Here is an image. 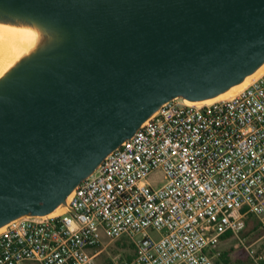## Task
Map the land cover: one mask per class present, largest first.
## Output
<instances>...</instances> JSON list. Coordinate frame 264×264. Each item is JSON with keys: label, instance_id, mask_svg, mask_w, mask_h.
<instances>
[{"label": "water", "instance_id": "95a60500", "mask_svg": "<svg viewBox=\"0 0 264 264\" xmlns=\"http://www.w3.org/2000/svg\"><path fill=\"white\" fill-rule=\"evenodd\" d=\"M39 38L0 76V229L46 216L176 98L264 64V0H0Z\"/></svg>", "mask_w": 264, "mask_h": 264}, {"label": "built area", "instance_id": "2783aa9c", "mask_svg": "<svg viewBox=\"0 0 264 264\" xmlns=\"http://www.w3.org/2000/svg\"><path fill=\"white\" fill-rule=\"evenodd\" d=\"M248 215L264 227V69L227 98L163 104L58 213L2 227L0 264H95L101 234L132 243L120 264H214Z\"/></svg>", "mask_w": 264, "mask_h": 264}, {"label": "rangeland", "instance_id": "374dc122", "mask_svg": "<svg viewBox=\"0 0 264 264\" xmlns=\"http://www.w3.org/2000/svg\"><path fill=\"white\" fill-rule=\"evenodd\" d=\"M163 172L157 170L149 174L147 181L151 185H161ZM245 246L253 250L251 255ZM220 256L213 258L214 264H262L264 261V227L253 216L245 220V228L236 236L222 238L219 243ZM100 253L95 264H120L133 245L126 239L109 241L101 234V243L97 246ZM258 258V259H257Z\"/></svg>", "mask_w": 264, "mask_h": 264}, {"label": "bare ground", "instance_id": "6f19581e", "mask_svg": "<svg viewBox=\"0 0 264 264\" xmlns=\"http://www.w3.org/2000/svg\"><path fill=\"white\" fill-rule=\"evenodd\" d=\"M38 38V33L32 28L0 24V76L12 66L22 54L28 52L35 45ZM263 69L264 64L254 73L247 76L240 84L231 87L229 90L216 97L197 102L185 101L187 103L203 104L232 96L241 90L254 77L259 75ZM59 211L60 208L56 209L49 215L58 213Z\"/></svg>", "mask_w": 264, "mask_h": 264}, {"label": "crops", "instance_id": "0c3cea01", "mask_svg": "<svg viewBox=\"0 0 264 264\" xmlns=\"http://www.w3.org/2000/svg\"><path fill=\"white\" fill-rule=\"evenodd\" d=\"M122 239H126L127 240V238H125V237L120 238L118 240H122ZM98 251H101V250H98ZM133 255H134V249H132L131 252H129L128 254H126V258L125 259H130Z\"/></svg>", "mask_w": 264, "mask_h": 264}, {"label": "trees", "instance_id": "16d2710c", "mask_svg": "<svg viewBox=\"0 0 264 264\" xmlns=\"http://www.w3.org/2000/svg\"><path fill=\"white\" fill-rule=\"evenodd\" d=\"M248 216H252V215H248ZM253 217H254V216H253ZM254 218H255V217H254ZM228 236H230L229 233L225 234V235L223 236V238L228 237ZM133 248H134V247H133ZM262 264H264V261H262Z\"/></svg>", "mask_w": 264, "mask_h": 264}]
</instances>
